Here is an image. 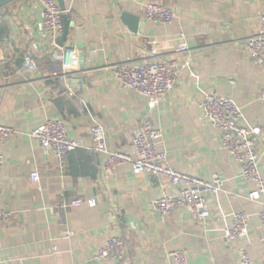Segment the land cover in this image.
<instances>
[{"label": "crops", "instance_id": "1", "mask_svg": "<svg viewBox=\"0 0 264 264\" xmlns=\"http://www.w3.org/2000/svg\"><path fill=\"white\" fill-rule=\"evenodd\" d=\"M63 4L69 27L55 45L42 27L43 9L37 0H15L0 8V125L14 131L0 145V208L10 214L0 226V264H176L169 257L173 252L184 253L187 264H239L238 250L252 264H264V194L257 203L247 200L252 184L221 149V132L199 109L206 93L214 91L240 108L242 127L261 129L257 152L264 180V50L255 66L244 48V41L259 31L264 0ZM146 4L169 8L174 21H146ZM123 14L138 19L135 30ZM182 43L189 50L179 54L176 48ZM54 54L65 55L67 69ZM25 56L37 63V73L22 71ZM154 61L177 64L180 73L176 88L150 110L144 98L123 89L107 68ZM55 119L80 143L64 172L54 154L30 137ZM143 121L161 132L158 150L170 167L203 180L217 175L223 181L221 192L205 195L209 218L194 221L185 209L170 216L156 214L154 202L177 193L167 181L155 184L126 166L107 178L101 175L104 157L89 150L90 128L102 126L110 149L133 156L131 140ZM33 172L39 174V184L30 181ZM75 200L84 204L65 206ZM89 201L95 206L89 207ZM241 211L250 216L248 232L227 241L225 231ZM115 235L126 242L125 259L96 260L99 249Z\"/></svg>", "mask_w": 264, "mask_h": 264}, {"label": "built area", "instance_id": "2", "mask_svg": "<svg viewBox=\"0 0 264 264\" xmlns=\"http://www.w3.org/2000/svg\"><path fill=\"white\" fill-rule=\"evenodd\" d=\"M43 9L42 27L49 34L53 45L63 32V17L65 12L58 6L57 0H37ZM143 17L154 24H170L175 19V14L169 8L158 4H146ZM245 51L255 66L260 64V57L264 50V15L260 17V28L257 34L244 41ZM186 43L177 46L176 52H188ZM93 54V52H91ZM56 60L63 61V69L68 65L64 62L65 55L58 54ZM38 65L30 56H25L22 71L37 73ZM111 77L119 85L133 92L147 102L150 110L155 109L162 99L172 92L177 85L180 68L177 64L162 61L144 62L139 64L114 65L107 68ZM56 75H54L55 77ZM264 100V88L260 93ZM203 118L215 129L221 132V149L232 156L240 165L241 177L252 184V190L247 195V200L252 203L259 202L264 194V180L262 179L258 161L257 139L261 134L259 127L247 129L241 126L242 112L230 99L218 96L214 91H208L199 105ZM14 131L10 127L0 125V145H3ZM92 146L89 149L104 157L101 175L107 178L114 174L118 167L126 166L133 175L146 174L155 184L167 181L172 187L177 188L175 195H162L154 202L153 209L160 216H170L180 209H185L194 221H203L210 216L206 205L205 195H216L222 191L223 181L214 175L210 180H203L181 173L169 166L166 154L158 150L161 132L153 128L148 122H142L137 127L131 145L133 156L110 149L107 146L105 131L102 126L94 125L89 131ZM40 148L54 154L56 164L61 172L67 169L70 153L80 147V143L71 140L67 128L62 120L48 121L31 132ZM4 166V157L0 155V171ZM30 181L39 184L40 177L37 172L30 174ZM82 200L65 203L68 207L83 205ZM89 207H94L95 202L89 201ZM10 214L0 208V226L9 220ZM260 222L264 224V213L260 214ZM250 216L246 212H236L232 216L230 227L225 231V239L231 241L243 238L249 228ZM126 242L121 236H111L105 245L99 249L96 260H114L122 262L126 257ZM239 264H252L249 256L243 250H238ZM176 264H187L184 253L173 252L169 254Z\"/></svg>", "mask_w": 264, "mask_h": 264}, {"label": "water", "instance_id": "3", "mask_svg": "<svg viewBox=\"0 0 264 264\" xmlns=\"http://www.w3.org/2000/svg\"><path fill=\"white\" fill-rule=\"evenodd\" d=\"M13 1H15V0H0V8L11 3V2H13ZM58 4H59L60 9L63 11L64 10L63 0H58ZM123 19H125V21H127L129 24H131L132 30H135V23H137V21H138L137 18L130 17L127 14H123ZM68 25H69V22L67 21L66 17L64 16L63 17V35L60 38L61 42L65 39V37L67 35V31H68V27H69ZM72 81H73V79H70L69 83L72 84L71 83ZM81 83L82 82H77L78 85H80Z\"/></svg>", "mask_w": 264, "mask_h": 264}]
</instances>
